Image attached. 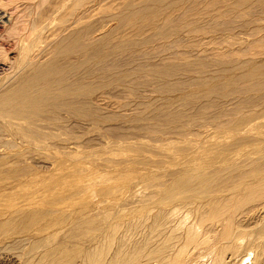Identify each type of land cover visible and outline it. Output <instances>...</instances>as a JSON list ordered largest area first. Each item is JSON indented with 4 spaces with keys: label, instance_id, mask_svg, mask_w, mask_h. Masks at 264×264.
<instances>
[{
    "label": "rangeland",
    "instance_id": "obj_1",
    "mask_svg": "<svg viewBox=\"0 0 264 264\" xmlns=\"http://www.w3.org/2000/svg\"><path fill=\"white\" fill-rule=\"evenodd\" d=\"M94 1L96 5L93 4ZM247 1L248 0H73L71 4L76 2H80L81 4L84 3L82 7L93 4L97 10V12L95 10V18L91 20L87 19V22L85 20L86 26H84V28L87 27V39H85L86 46L89 47L93 45L97 50L98 58L96 59L93 57V52H88V54H92L93 58L90 55H86L85 63L82 67L84 79H82L80 87H78V85H72V87L69 85L73 91H78V97L77 94H75L76 98H74V100L73 96L71 102L70 98L69 100L55 101V107L57 108L56 113L46 114L42 117L44 123L41 124L40 130H36V132H41L40 134H42L43 139L30 138L28 135L21 134L22 131H19V129L16 130L15 133V129L9 133V130L0 128L2 129L0 131L3 133L0 132L2 136H0V147L2 150H5V154H10L9 152L11 151V153L14 152V154L17 151L16 155L18 154L17 156L15 155L16 157L13 155L14 159L12 160L7 161V159H5L4 162H7L6 165L10 164L9 168H12V171H15L14 173L20 178L21 176L25 178L27 175H31V177L43 181L44 179L48 180L50 176L51 178L56 176L60 170H62L60 172L72 171L71 169L73 168L70 162H83L82 167L85 168V172L83 174L81 172V177L92 175V172H94L93 176H96L98 173V178L99 176L102 178L99 180H104V178L106 180L108 179L103 182L98 181L99 184L97 183L96 186L94 185L95 187H92L94 188L92 192L91 190H86L84 192L87 193V196L85 194L86 197H93V203H95V200L96 203L97 201L101 203H97L100 204V206L96 203L97 206L92 203L94 208H96L95 210L99 209L101 211L100 213L98 212V221L103 223V220L110 217V222L117 223V221L122 219L123 225L130 226L129 229H132L131 235L137 230L146 231L147 235L150 228L146 227L152 222V219L158 215L160 212L159 209L166 210L167 208V212L173 208H179L177 210H180L183 205L189 202L190 198L195 197H197V199L192 200L194 202L196 201V203H201L208 198L209 193L216 194L215 191L222 187L220 186L222 182L216 181V187L218 188L214 187V174L212 177L210 175L212 184L209 182L207 187L201 186L198 180H192L190 178L181 182L184 185L180 182L176 183L179 177L195 173L189 166L191 164H197V161H202L199 156L202 150L201 148L205 150L204 153L207 154L205 155L207 159L213 155H217L220 158L229 157L231 154H235L236 151L240 150L241 156L238 161H245L243 164L245 168L242 165V170L253 169L255 166L252 167V164L254 165L255 162H264V126L259 128L249 124H254V121H258L260 117L264 119V79H256L260 83H258V86L253 85L254 91L255 88L256 90L259 89V91L257 90L255 92L250 90L252 86H247V84L251 85V83L246 84L245 82H240L238 85L235 84V86H239L240 88L245 87L247 89L250 87V89H248L252 93L246 91L247 93H244L246 96L243 95L242 101L230 102L227 100V102H225L224 100H220V98H223L224 94L218 93L219 95H209L210 92L206 93V91L209 90L210 83L216 80V78L221 82L230 77H240V75L243 74L242 72L245 71V68L252 65H247L249 61H252L250 60L251 58H253L255 65L258 64V62H260V64L262 62L261 65H264V0ZM47 2H49V4L45 3V5L41 6L45 10L47 8L46 12L50 11V8L54 5L56 6L58 0H47ZM52 2H54V4ZM122 2H124V5ZM46 5L50 6V8ZM41 7L39 12L37 11L36 16H33L36 20L40 15V11L42 15L44 13V16H46V13L43 12L44 9ZM152 7L153 9L147 14L141 12ZM136 8L139 9L136 11L137 14L135 13ZM70 9L74 8L71 7ZM132 11L134 12L132 13ZM96 13H99V15ZM74 14L75 10L68 11L64 17L65 20L72 21L75 16ZM101 31L102 33H100ZM37 35L42 37L40 34L35 33V36ZM96 37L104 39L102 41L100 40L96 44L97 46L91 43V41L97 40ZM230 53L232 57H229ZM220 54L226 55L221 56ZM6 56L8 59L16 58L19 60L17 50L10 51ZM220 56L223 59L225 56L226 59L227 57L231 59H228L226 62V60H223ZM233 57L240 60L237 61ZM241 60H247V63L245 61L242 63L245 66H242ZM8 61L4 62V64L6 66V71H9H7V73H10L11 70L8 69V67L11 68L12 62L9 61L11 62L9 63ZM187 63L190 66L187 65ZM240 64L241 68L245 67L243 68L244 70H241V68L239 69ZM6 76L1 75L0 82H2V80L4 81L2 77ZM8 76L10 75L8 74ZM221 77L223 79H220ZM242 83L246 85L244 86ZM82 86L85 88L83 89ZM73 87L75 88L73 89ZM232 89L228 90L231 97L232 95L235 96V94L240 95L236 92L234 94L235 90ZM262 90L263 92L261 93ZM248 92L252 95H249ZM223 93H225V91ZM205 94L206 96H204ZM230 96L227 98L230 99ZM76 102H78L77 104L79 105H77ZM212 102L215 104L211 105L213 104ZM57 103L62 105V108L59 110L58 108L60 106ZM68 104H70L71 107L72 105L73 107L77 106V110L80 108V111L73 110L72 112ZM251 106L253 107L251 108ZM248 121L250 122L248 123ZM240 129L241 131L239 132L238 130ZM12 133L14 135H12ZM210 137H212L211 139L213 140L217 139L216 141L219 143L220 148H218V145H215L217 148L213 147L214 141L210 140ZM18 139L21 140V142ZM23 139L26 140V142ZM22 140L24 142H22ZM224 140H226L228 145ZM221 141L224 142V146ZM31 144L35 147H32ZM40 145L41 147H39ZM106 152L109 153L107 154ZM246 153H250V157L256 158L254 160L248 159L245 155ZM258 154L263 155L261 157ZM109 155L111 158L108 157ZM167 155H169V157ZM117 156L120 157V159ZM13 157L11 156V158ZM125 157H127V160ZM88 158L90 161H88ZM112 158L113 160L111 161ZM171 158L176 160L177 166L174 164V159ZM12 161H14V163H12ZM67 161H69V163ZM88 163H90V165ZM233 164L232 162L228 163V166L226 165L222 171H231L234 168ZM218 169L219 168H213V172L211 169L209 170H211V173H214V171L219 172L217 171ZM242 170L239 169V172ZM6 171H10L11 174V169H6ZM234 172L235 173L230 172L224 176L229 177V175L233 173L231 175L233 176L232 180L234 179L233 182H237V178L242 176L238 175V170ZM6 173L5 176L9 175V177H11L9 173ZM73 173L74 175H71L72 178H75V175L79 178L80 172H78V174L73 171L72 174ZM188 182H190L189 186L186 185ZM217 183H219L220 188L217 186ZM224 183L225 182H223V186L226 185L225 187L231 185L228 184V182H226V184ZM113 184L115 185L113 186ZM24 187V189L28 188L26 184H24ZM160 191H163V194H161ZM110 192L113 195L111 198L110 196L112 195ZM224 192L220 194L222 197L223 195L228 197L229 194H231L230 191L225 190ZM122 193H125V196L122 195ZM239 196L240 194L235 197L238 199L236 202L240 200L241 197ZM122 197L124 199L121 201ZM203 197L205 198L203 201L199 200ZM112 198V202L109 201ZM150 198L152 200H150ZM107 199H109L108 203L106 201ZM148 200L150 202H148ZM104 201L109 206L105 205V207L103 206L100 209L103 203L105 204ZM109 202L113 204L114 208ZM242 202L240 201V203ZM160 203L161 205H159ZM163 205L169 207H163ZM187 205H190L188 207L192 209L194 207L193 204H186L185 206ZM109 207L112 208L110 209ZM91 208L93 209V207ZM106 209L107 211H105ZM236 209L237 207H235L233 211L235 218L238 219L242 209ZM90 212L89 210V213ZM102 212L103 215L107 214L108 216L104 215L103 217V215H101V218L100 214H102ZM119 212L121 219L118 215L115 216V214ZM83 213L87 215L86 213H88V211H84ZM112 213H114L113 216ZM94 215L98 216L97 213ZM123 216H125V218H123ZM130 216L132 221L129 219ZM46 217H41L44 221L33 223V216H30V220H28L29 217H27L21 224H18V227H8L10 228L7 230L9 232L4 230L7 232L6 234L9 235H0V239H4V244L0 246L2 248H0V264H49V262H45L44 257L51 247L54 248L59 243H62L64 234H59L58 237H56V233L59 231H55L56 233L53 236L56 237L53 238L55 240L51 237V233L54 231L53 228V230L50 228L51 230L44 233L45 236L37 234L36 232L40 227L45 229L44 226H50L53 219L52 217ZM113 217H118V220L116 221ZM132 217H135V222ZM113 219L115 221H113ZM127 220L130 221L129 225L127 224ZM141 221H145L146 223ZM245 226L248 225L246 224ZM31 230H33V232ZM65 231L66 230L61 232L66 233ZM23 235L24 237L27 235V238H24ZM20 237L22 238L20 239ZM9 238L11 239L8 240ZM23 238L24 240H22ZM213 242L215 243L214 240H210L209 243L202 242V245L200 244L201 246L193 244L191 246L190 244L188 246L189 248L187 247L188 249H186V253H183L184 256L181 254L182 259L181 257L178 258L176 255L174 256L175 258L168 259L171 261L168 262V264H182L181 262H184L186 259L185 264L188 262L190 263V257L194 258V255L198 256L200 253H203L205 246L218 245V243L213 244ZM244 242H242L241 245L246 246L247 242ZM9 246L11 247L9 248ZM163 246L164 245H162V247ZM166 246L167 245L164 247ZM195 246L200 248L198 251L202 250L198 252V247ZM193 248H196V250L192 251ZM244 252L242 250V253ZM41 259L43 260L41 261ZM168 260L162 264H167ZM80 262L81 261L75 264H82V262ZM249 264H251L250 261Z\"/></svg>",
    "mask_w": 264,
    "mask_h": 264
},
{
    "label": "bare ground",
    "instance_id": "obj_2",
    "mask_svg": "<svg viewBox=\"0 0 264 264\" xmlns=\"http://www.w3.org/2000/svg\"><path fill=\"white\" fill-rule=\"evenodd\" d=\"M72 1L73 0H58L57 4L55 3L56 6L54 5L52 8H50V6H48V5H46L51 9L50 11L46 12L47 8L45 10L41 6L45 5V3L49 4V2H47V0H0V76L1 75L6 76V74H7V76H8V74L10 75L8 77L7 76L2 77V78H4V81L2 80V82H0V128H5L6 130H9L8 131L9 133L12 132V130H14V129H15L14 130V133H15V131L19 129V131H22L21 134L28 135V137H30V138H33V139L42 138L43 139L42 134H40L41 132L40 131H39L40 133L36 132V130L37 131L40 130L39 128H40L41 124L44 123L43 122L44 120L42 119V117H44L46 114L49 115L50 113L51 114L56 113L57 108L55 107L56 106L55 101H58V100L61 101V100H66V99L69 100V98H70V102H71V98L73 96H74L73 99L76 98L75 94H77L78 91L77 92L73 91L69 85H71V87H72V85H78V87H80V85L82 83L81 81H82V79H84L83 78V75H84L83 72L84 71L82 72V67L85 63L86 55H88V56L90 55V53L88 54V52H93V55H94L93 57L96 59L98 58L97 50L95 49V47L93 45H90L89 47L86 46L85 39H87L86 38V35H87L86 28L87 27L84 28V26H86L85 20L87 22L88 20L95 18V10L96 9L93 6V4H95V1L93 4H89L85 7H82V5L84 3L81 4L80 2H76V3L71 4ZM87 1H89V0H87ZM52 3L54 4V2H52ZM123 3L124 2H122V4ZM132 6H133V4H132ZM169 6H171V5H169ZM40 7L45 10V11L43 10V12L46 13L45 14L46 16H44V13L42 15V12L40 11V15L38 13L39 16H38V19L36 20L35 17L33 18V16H36L37 11L39 12ZM71 7L74 9H70ZM97 9H99V8H97ZM152 9H153V7L148 8V9L141 11V12H144L147 14ZM71 10H75L74 19L72 21H67V20H65L64 17L66 16L67 12L71 11ZM125 10H126V8H125ZM127 10H129V9H127ZM137 10H139V9L136 8L135 13ZM96 12H97V10H96ZM133 12L134 11H132V13ZM96 14L99 15V13H96ZM106 14H108V13H106ZM154 15H155V13H154ZM133 17H134V15H133ZM88 25H89V23H88ZM35 33L40 34L42 37H40L39 35L35 36ZM100 33H102V31ZM167 37H168V35H167ZM100 40L102 41L104 39L99 37V38H97L96 41H91V43L96 45ZM248 44H246V45H248ZM12 50L18 51L19 60H17L16 58H14V59L9 58L8 59V57L6 55H7V53H9ZM231 50H233V49H231ZM224 51H226V50H224ZM213 52H214V50H213ZM231 53H232V51H231ZM231 53L229 54V57H232ZM207 54H209V53H207ZM201 55H202V53H201ZM220 55L222 56V55H226V54H220ZM90 56L92 57V54ZM216 56H218V55H216ZM96 59H94V60H96ZM224 59L227 62V60L231 59V58L227 57V59H226V56H225ZM8 60L12 62L11 68L7 66L8 69L11 70L10 73H7L8 70L6 71V66L4 64V62H7ZM235 60H237V59H235ZM235 60H234V62H235ZM238 60H240V59H238ZM250 60H252V61L248 60L249 62L247 65H251V64L252 65L251 66L246 65L248 68L243 67V68H245V71H244L245 73L242 72L243 74L240 75V77L239 76H238V78H235L237 76L230 77V78H228L224 81H221V82L219 80H217V78H216V80H213L210 83V87L208 86L209 90L206 91V93L210 92L211 94L209 93V95H212V94L219 95L218 93H220L222 95L224 94L223 98H220V100H224L225 102H227V100L230 102H235V101H239V100L242 101L243 95L246 96V94H244V93L246 91H250V90L254 91L253 85L258 86V83H260L256 79H258V78L264 79V65L263 66L261 65L262 62H261V64H260V62H258V64H260V65H258V64L255 65V63L253 62V58H251ZM244 61H242L241 64ZM254 61H255V59H254ZM11 62H9V63H11ZM239 63H240V61H239ZM246 63H244V64H246ZM241 64L239 65L240 66L239 69L241 68ZM253 64H254V66H253ZM187 65H189V64L187 63ZM242 66H245V65L242 64ZM209 68H210V66H209ZM243 68H241V70H244ZM235 69L239 70L238 68H235ZM216 71H218V70H216ZM214 73H216V72H214ZM166 74H164V75H166ZM225 78H226V76H225ZM220 79H223V78L221 77ZM240 82H245L246 84L251 83V85L247 84V86H252V88L250 89V87H248L250 90L248 88H247L248 89L247 90L245 87L240 88L239 86H235V84L238 85V83H240ZM243 84L244 83H242V85ZM246 84H244V86ZM230 87H232L233 89ZM74 88L75 87H73V89ZM82 88H83V86H82ZM78 89H80V88H78ZM227 89L228 90H230V89L235 90L234 94L236 92L237 94L239 93L240 95L235 94V96L232 95V97H231L229 95ZM263 89H264V87H263ZM257 90L259 91V89H257ZM257 90L255 88V91H257ZM224 91H225V93H223ZM262 92H263V90L261 91V93ZM230 93H232V92H230ZM248 94L252 95L249 92H248ZM204 96H206V94ZM228 96H230V99L227 98ZM77 97H78V94H77ZM60 101H59V103L61 104ZM76 101H79V100H76ZM68 102H66V103H68ZM59 103H57V104L59 105ZM62 103H65V102H62ZM77 103L78 102H76V104ZM212 103L213 104H211V105L215 104L214 102H212ZM74 104H75V102H74ZM68 105L71 107L70 104H68ZM77 105H79V104H77ZM211 105H210V107H211ZM59 106H58L59 107L58 110L62 108L61 107L62 105H59ZM252 107L253 106H251V108ZM77 108H78L77 106L73 107V105H72L71 111L72 112H73V110L76 111ZM68 109H69V107H68ZM68 109H67V111H68ZM79 109L77 111H80ZM75 111H74V113H75ZM47 117H49V116H47ZM241 119H242V117H241ZM243 122H245V121H243ZM249 122L250 121H248V123ZM249 124L260 128V127L264 126V119L260 117L258 121H256V122L254 121V124H252V123H249ZM0 130H2V129H0ZM238 131L240 132L241 129ZM0 132L2 133V131H0ZM12 135H14V134L12 133ZM206 135H208V134H206ZM213 137H216V136H213ZM211 138L212 137H210V140H213ZM23 140H22V142H24V141L26 142V140H24V141ZM216 140H213L214 141L213 147H216L215 145H218V148H220L219 147L220 145H219V143H217ZM19 141L21 142V140H19ZM222 141H221V143H223V146H224V142H222ZM224 141L226 142V140H224ZM24 144H22V145H24ZM226 144H227V142H226ZM226 144H225V146H226ZM11 145H12V143H11ZM31 146H32V144H31ZM32 147H35V146H32ZM39 147H41V145ZM46 147H49V146H46ZM201 149L202 150L199 153L200 154L199 156H200V160H202V161H200V162L197 161V164H191L190 163L191 165L189 166L190 168H192V170L195 173L191 174V175L188 174V175L179 177L178 178L179 181L177 179L176 183H179V182L181 183L183 181L188 180V178H190L192 180L193 179L198 180V182H200L201 186L207 187L208 183L212 182L210 180V175L212 177V175L214 174V182L215 181L216 182H222V184L220 185L222 187L220 188L219 183H217V186H219L220 189L215 191L216 194H210L208 191L209 196L206 200H204L205 199L204 197L199 199L202 201L204 200L201 203H196V201L194 202L192 200V199H197V197L190 198L189 202L186 204H193L194 205L193 209L188 207L190 205L185 206L186 205L185 203H184L185 205H183L180 210H177L179 208H177L176 206L175 207L177 209L173 208L169 212L166 211L167 208H166V210L165 209H161V210L159 209L160 212L158 213V215H156L152 219V222L150 221L151 223L148 224V226L146 227V228H150L149 231L147 232V235H146V231L144 232L142 230L140 231L137 229H136L137 231H135L134 233L132 232L133 234L131 235L132 229H129L130 226L125 225L126 226L125 227L122 223L123 221H121L122 219L119 216L121 211L118 214L117 213L115 214V216L118 215L120 217V219H121L120 221H117L118 217L117 218H114L115 216L113 217L114 219H116L117 223L110 222L109 221L110 217L109 218L107 217L108 219L105 217L106 219L103 220L104 224L101 221L100 222L98 221L99 213L101 211L98 209V207H97L98 210H95L96 208H94L93 204L96 203V200L94 199L95 203H93L92 202L93 197L91 198L89 196L91 199L86 197L87 193H84V192L86 190H88V191L91 190V192H92V189H94L92 187L94 185L96 186L98 181L103 182L106 179L104 178V180H99L102 178H100V176L98 178V176H97L98 173L96 174V176H93L94 172H92L93 173L92 175H87L85 177H81V175L85 172L84 171L85 168L82 167L83 162H80V161H77L75 163L70 162L71 167L73 168V169H71L72 171L69 170L70 172L69 171L60 172V171H62V170H60L56 176H54L52 178L50 176V178L48 180L44 179L43 181H39L35 177H31V175H29V176L27 175L25 178H23L21 176V178H20L19 176H17L16 173H14L15 171L14 172L12 171V168H9L10 164L6 165L7 162H4L5 159H7V161L14 159V157H16L18 155V154L16 155L17 151L15 150L16 151L15 154H14V152L11 153L12 151L9 152L10 154H12V155H10V154H5V150L3 151L1 148L0 149V235L3 234V236H8L9 234H6L7 232H9L7 230L10 229L8 227H11V228L15 227V226L18 227L19 226L18 224H21L27 217H29L28 220H30V216H33L34 221H32L33 219L31 221L33 223H38V222L43 220V218H41V217L45 218L46 216H48V218L52 217V219H53L50 226L49 225L47 227L44 226L45 229L40 227V229L37 230L36 233L39 235L41 234L42 236L43 235L45 236L44 233H46L48 230H51L53 228L54 231H53V233H51L52 239L58 237L59 234H64V237H65V238L62 237L63 238L62 243H59L57 246L55 245L56 247H54V248L51 247L52 249L50 248V250L47 252V255H45L44 260H45V262H49V264H75L79 261H81L82 264H162L166 260L172 259L176 255L178 256V258L181 257L182 255L184 256L183 253L184 252L186 253V251H187L186 249L189 248L188 246L190 244H191V246H192V244L201 246L202 242L203 243H209L210 240H214L215 243H218L217 246L214 245L216 248L214 246H211V245L205 246L203 253H200L199 255L197 254L198 256L194 255L195 256L194 258L189 256L191 258V261H190V263L187 261L188 262L187 264H249V261L251 264H264V162H262V163H256V162L254 163L253 162L254 165L252 163H249V164H252V167L253 166H255V167L251 170L249 169L250 171L248 169L242 170L243 168H241V167L245 161H238V159L241 156L240 150L236 151L235 154H231L229 157L220 158L219 156L212 154L213 156H210V157H208L209 159H207L205 157V155H207V154L204 153L205 150H203V148H201ZM252 151H253V149H252ZM229 152H231V151H229ZM237 152H239V153H237ZM13 155H14V157H13ZM245 155L248 159L254 160L256 158V157H250L251 156L250 153H246ZM262 155L263 154H261L259 156L262 157ZM11 156L13 158H11ZM136 156H138V155H136ZM167 156L169 157V155H167ZM108 157H110V155ZM103 158H104V155H103ZM118 158L120 159V157H118ZM125 158L127 160V157H125ZM125 158H123V159H125ZM174 158L176 159L175 156H174ZM174 158H171V159H174ZM96 159H98V158H96ZM175 159H174V162H175L174 164L176 165L177 163H176ZM185 159H187V158H185ZM112 160H113V158L111 159V161ZM63 161H65V160H63ZM88 161H90L89 158H88ZM96 161H99V160H96ZM67 162L69 163V161H67ZM193 162H194V160H193ZM231 162H232V164L234 163L233 164L234 168L232 170L230 168H228L231 171H229V170L222 171L223 168L226 167V165L228 163H231ZM12 163H14V161H12ZM88 164L90 165V163H88ZM11 165H13V164H11ZM61 166H63V165H61ZM85 166H86V164H85ZM243 167L245 168L244 165H243ZM246 167H247V165H246ZM213 168H219L221 170L218 169L217 171H219V172L214 171V173H211L210 171L212 170V172H213ZM6 169H11V174H10V171L7 172ZM209 169H211V170H209ZM239 169H241L243 172L242 171L239 172ZM58 170H59V168H58ZM64 170H66V169H64ZM236 170H238V172H239L238 175H241L242 177H238L237 182H235V181L233 182L234 179L232 180L233 176H231V175L233 173H235L234 171H236ZM73 171L76 173L80 172L79 178H77L78 176L76 177V175L74 176L75 178H72L71 175H74V173L72 174ZM6 172L9 173L11 177H9V175L5 176ZM81 172H82V174H81ZM230 172H233V173L230 174L229 177L224 176V175L229 174ZM230 176H231V178H230ZM104 177H106V176H104ZM216 182H215L214 187L218 188V187H216ZM223 182H225L224 184H226V182H228V184H231V185L225 187L226 185L223 186ZM24 184L27 185V187H28L27 189H24L25 188ZM181 184H183V183H181ZM114 185L115 184H113V186ZM186 185L189 186L190 182H188ZM109 188H111V187H109ZM215 188H213V189H215ZM114 190H115V188H114ZM210 190H212V189H210ZM225 190L231 192V194H229V196L231 198L228 195H227L228 197H225L224 195L222 197L220 195ZM195 192H197V191H195ZM160 193L163 194V191L162 192L160 191ZM224 193H226V192H224ZM85 194H86V196H85ZM110 194H111V192H110ZM124 194L122 193V195H124ZM239 194H240L239 197H241V198L238 202H236V200H238V199H236L235 197L238 196ZM90 195H91V193H90ZM93 195H95V194H93ZM156 195H158V194H156ZM177 195H178V193H177ZM117 196H119V195H117ZM111 197H113V195L110 196V198ZM123 199L124 198L122 197L121 201ZM148 199H149V197H148ZM103 200H104V198H103ZM108 200L109 199L106 200L107 203H108ZM112 200H113V198L110 199L109 201L112 202ZM150 200H152V199L150 198ZM154 201H152V202H154ZM185 201H187V200H185ZM240 201L241 202L243 201V202L240 203ZM113 202H115V201H113ZM148 202H150V201L148 200ZM97 203H100V202L97 201ZM107 203L106 202H105V204L103 203V205L100 207V209L103 206L105 207V205H107ZM100 204H97V205L100 206ZM109 204H110V202H109ZM152 204H154V203H152ZM110 205H112V207H113L112 203ZM159 205H161V203ZM174 205H175V203H174ZM107 206H109V205H107ZM91 207H93V209ZM163 207H169V206L163 205ZM235 207H237L238 210L242 209V211H240L241 214H239L238 219H236L234 216L235 214H234L233 210H235ZM128 209H130V208H128ZM89 210L91 211L90 213H89ZM84 211L85 212L88 211V213H86L87 215H84V213H83ZM105 211H107V209ZM105 211H103V212H105ZM103 212H102V214H100V216L103 215ZM96 213L98 214V216L94 215ZM113 214L114 213H112V216H113ZM104 215H103V217H104ZM129 215H130V213H129ZM129 215H127V216H129ZM105 216H108V215L106 214ZM110 216H111V214H110ZM101 218H102V216H101ZM123 218H125V216H123ZM134 218H133V220L135 222ZM139 218H137V219H139ZM147 218H148V216H147ZM114 219H113V221H115ZM129 219L131 220V216ZM28 220H27V222H28ZM146 220H148V219H146ZM237 220H238V222H237ZM111 221H112V218H111ZM145 221H141V222H145ZM239 221H240V223H239ZM138 222H140V221H138ZM244 223H245V225L247 224L248 226H245ZM127 224L129 225L130 221H128ZM133 229H134V227H133ZM4 230L7 232H5ZM33 230H31V231L33 232ZM64 230H66L65 231L66 233L61 232ZM55 231H57V232L59 231L60 233L59 232L56 233ZM10 232H12V231H10ZM55 233L57 234V236L53 237L55 235ZM23 237H24V235H23ZM25 237L27 238V235ZM21 238L22 237H20V239ZM24 238L22 240H24ZM48 238H50V237H48ZM10 239L11 238H9L8 240H10ZM57 239H56V241H57ZM3 240L0 239V241H2V242H0V246H2L1 244H4ZM53 240H55V239H53ZM13 241H15V240H13ZM13 241H12V243H13ZM68 241H71V242H68ZM244 241L247 242L246 246L241 245V243ZM37 243H38V240H37ZM215 243L213 242V244H215ZM162 245H164V246L167 245V246L166 247L163 246L164 247L163 248ZM198 246H195V247H198ZM7 247H8V245H7ZM10 247L11 246H9V248ZM199 249L200 248L198 247L197 251ZM194 250H196V248L192 249V251H194ZM242 250H243V252L245 250V252L242 253ZM200 251H198V252H200ZM240 253H242V254H240ZM44 254H46V253H44ZM179 254H180V256H179ZM195 254H196V252H195ZM187 256H188V254H187ZM192 256H193V254H192ZM226 256H228V257H226ZM181 259H182V257H181ZM42 260L43 259H41V261ZM186 260H184V262H181V263L185 264ZM168 262H171V261L168 260L167 264H168Z\"/></svg>",
    "mask_w": 264,
    "mask_h": 264
}]
</instances>
